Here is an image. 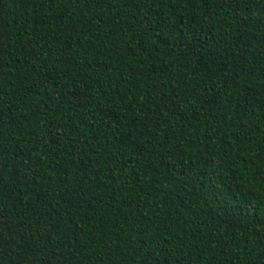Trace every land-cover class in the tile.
I'll use <instances>...</instances> for the list:
<instances>
[{
    "label": "trees",
    "instance_id": "trees-1",
    "mask_svg": "<svg viewBox=\"0 0 264 264\" xmlns=\"http://www.w3.org/2000/svg\"><path fill=\"white\" fill-rule=\"evenodd\" d=\"M0 264H264V0H0Z\"/></svg>",
    "mask_w": 264,
    "mask_h": 264
}]
</instances>
